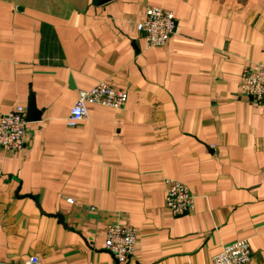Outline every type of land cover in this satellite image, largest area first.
<instances>
[{
  "label": "crops",
  "instance_id": "obj_1",
  "mask_svg": "<svg viewBox=\"0 0 264 264\" xmlns=\"http://www.w3.org/2000/svg\"><path fill=\"white\" fill-rule=\"evenodd\" d=\"M147 6L175 15L163 47L137 29ZM262 65L264 0H0V117L35 101L24 149L0 150V264H213L239 240L264 264V105L240 94ZM100 82L126 105L69 128ZM169 180L191 214L167 211ZM111 224L136 231L126 262Z\"/></svg>",
  "mask_w": 264,
  "mask_h": 264
},
{
  "label": "built area",
  "instance_id": "obj_2",
  "mask_svg": "<svg viewBox=\"0 0 264 264\" xmlns=\"http://www.w3.org/2000/svg\"><path fill=\"white\" fill-rule=\"evenodd\" d=\"M145 18L137 25L143 34L148 48H159L167 44L176 33L177 22L172 11L159 6H147ZM240 94L252 103L264 105V65L245 67L240 74ZM128 101V93L107 82H100L89 91H80L66 125L75 128L89 118L93 107L114 110L123 109ZM26 109L15 106L0 117V150L5 152L21 151L27 137ZM69 203L73 200L68 199ZM165 206L174 217L191 214L195 208V197L182 182H166ZM137 245L136 231L130 227L111 224L105 230V248L118 262H126L135 252ZM252 250L247 240L235 241L223 247L214 257L213 264H250ZM29 264H41L38 258H32Z\"/></svg>",
  "mask_w": 264,
  "mask_h": 264
},
{
  "label": "water",
  "instance_id": "obj_3",
  "mask_svg": "<svg viewBox=\"0 0 264 264\" xmlns=\"http://www.w3.org/2000/svg\"><path fill=\"white\" fill-rule=\"evenodd\" d=\"M112 0H93V5L94 6H102L108 2H110ZM33 114H35V101L33 98H31V102L29 104V112L27 114V121L31 120V116H33ZM29 115V117H28ZM29 118V119H28ZM32 121V120H31ZM62 219V217H60Z\"/></svg>",
  "mask_w": 264,
  "mask_h": 264
}]
</instances>
